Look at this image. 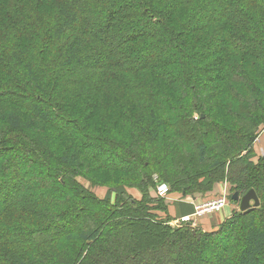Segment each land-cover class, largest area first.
I'll return each instance as SVG.
<instances>
[{"label":"trees","instance_id":"trees-1","mask_svg":"<svg viewBox=\"0 0 264 264\" xmlns=\"http://www.w3.org/2000/svg\"><path fill=\"white\" fill-rule=\"evenodd\" d=\"M260 127L264 0H0V264H264ZM18 161L56 188L9 201ZM86 162L122 185L97 199L74 178ZM161 181L259 205L204 233L167 216Z\"/></svg>","mask_w":264,"mask_h":264},{"label":"rangeland","instance_id":"rangeland-1","mask_svg":"<svg viewBox=\"0 0 264 264\" xmlns=\"http://www.w3.org/2000/svg\"><path fill=\"white\" fill-rule=\"evenodd\" d=\"M113 42H116L114 38L112 39V43ZM208 67L210 68V72L207 73V76L208 75L210 76L211 74H213L212 72L214 71V68L211 67V66H208ZM92 72H93L92 69L91 70H89V69H86V70L83 69V73H84L83 75H85V77L88 76ZM215 115H213V116L215 117ZM197 118H198V116L196 115V118L194 120H198ZM228 129H231V125H230V127H228ZM263 129H264V127H262L260 129V132ZM80 140H81V137L80 136H76V140L75 141L78 142ZM258 143L259 142L256 141V144L254 143L253 146H252V150L254 151V154H255V150H257V154H258V155L255 154V157L253 159H251L252 162H256L257 158L264 156V153H262L264 151V148H262V145H258ZM253 147H255V150H254ZM87 155H89V150L86 149V150H84V156H87ZM209 155H211V154L209 153ZM103 160H106L107 162H111L112 161L113 163H117V160H114V156L110 152H104V154H103ZM14 167H17V172H18L17 179H16V182L18 183V188H16L14 194L12 193V196L10 197L9 201H11L13 198L15 199V198L19 197V195H21L23 193H31V194H33V192L35 190H37L36 189V185H37L38 181H40V180L43 181V182H45L46 184L50 185L51 187L56 188L55 185H53V183L51 182V180L49 178H47V179H45V178H39V173H40V170H41V168L39 166H33V165L30 166L28 162L25 163L23 161H18V163L14 164ZM96 167H97V164L96 163L91 162V164H90V162H86V164H85V166L83 168H81V169H75L76 170V173H78V174H76L74 176V178L78 181L79 184H81L84 187L83 188L84 190L86 189L89 193L91 192L94 195V197H96L97 199L103 200L104 199L103 198L104 197V194H105L106 189L108 188V186L118 187V186L122 185L121 182L123 181L124 178H122L120 176V174H118V175L116 174L114 176H111L109 174V172H107V171H104L103 172L101 169H96ZM91 170H93V171H91ZM80 173L86 174L89 179L91 178V179L95 180L98 184H101L103 186H101V185L88 184L84 179H82V176H81L82 174H80ZM126 178L128 179V176H126ZM153 180H155V178ZM7 181L8 180H6V182ZM1 182H3V181L1 180ZM154 182H156V180ZM161 183H163V181H161ZM161 183H157V185L158 184H161ZM164 184H166V183L164 182ZM218 184H221L222 185L220 194L218 193V196H215V197H213V198H211L210 200H207V201H211V200L218 199V197H221L222 196V193H225L228 196L231 195L230 192H229L230 186H229V184H227L226 181H223V182L221 181ZM218 184H216V185H218ZM156 186L154 188L149 189V194H151V192L154 193ZM167 188H168V192H169L168 195H167L168 197H169V195H172V194H175L176 195V193H178V192H171L169 190V186L168 185H167ZM133 191H135L140 198L142 197L140 195L139 191L136 188H127L126 189V193H127V195L129 197H131L130 193H132ZM207 193H209V192H207ZM196 196L198 198L201 197V199H202V198H204L205 195L196 194ZM110 198H111V200L109 202L110 205H108L109 207H113L112 205L118 204L119 201H121V200H125V198L124 197H121V196H119V198L118 197L116 198L115 195H114V193H111ZM132 198H134V197H132ZM167 198H165L163 200H166ZM228 198H227V201H228L227 204H228V206L229 205H232V206L234 205L235 206V210L233 212L242 213L239 210L237 203L236 202H232ZM230 198H231V196H230ZM204 202H206V201H204ZM200 204H202V203H200ZM118 206L116 208H118ZM97 214H101V212H98ZM79 221L81 222L82 220H79ZM79 221L78 222H75V225H73V226L70 225V227H72V228L73 227L74 228L79 227L78 226V224L80 223ZM259 226H261V225H259ZM218 229H219V227H217L216 229H214V231H212V232H217ZM240 238H241V236H239V237L237 236L236 237V241L239 242ZM214 253H215L214 251H212V250L208 251V249H206V250H203V251H199V254H200L199 256H200V258L202 260H205V261L206 260H209V258H211V260H212L213 259L212 257L214 255ZM192 254H194V253H192ZM192 254H191V256H192Z\"/></svg>","mask_w":264,"mask_h":264},{"label":"crops","instance_id":"crops-1","mask_svg":"<svg viewBox=\"0 0 264 264\" xmlns=\"http://www.w3.org/2000/svg\"><path fill=\"white\" fill-rule=\"evenodd\" d=\"M259 137L256 139L258 141V145H262V148H264V129L259 132ZM256 141L254 142L256 144ZM255 150V147H253ZM264 153V151L262 152ZM255 154H257V150H255ZM222 185L218 184L215 187H213V190L209 193L204 194V198L201 199V197L190 196V197H183V195L176 193L169 195V197L164 200V204L166 206V212L167 216H169L174 224L177 219L185 216H191L194 213V205L204 203V201L210 200L211 198L218 196V193L220 194ZM131 197H134L136 200H139L140 197L138 194L133 191L130 193ZM151 196H154V193L151 192ZM235 210V206L233 205H227L219 211L218 213L205 216V218L201 219H195L194 220V228H198L201 231L205 232H212L214 229L219 227L221 223H223L224 220L228 219L233 211ZM160 217L164 216V213L159 215ZM166 216V215H165Z\"/></svg>","mask_w":264,"mask_h":264},{"label":"built area","instance_id":"built-area-1","mask_svg":"<svg viewBox=\"0 0 264 264\" xmlns=\"http://www.w3.org/2000/svg\"><path fill=\"white\" fill-rule=\"evenodd\" d=\"M168 188L167 185L164 183L158 184L155 188L154 195L158 199H165L168 196ZM228 195L225 193H222L221 197H218V199L206 201L202 204L194 205V213L191 216H185L177 219L175 221L176 224L179 225H186L190 228H194V220L195 219H201L205 218V216H209L215 213H218L224 207H226L228 204L227 201Z\"/></svg>","mask_w":264,"mask_h":264},{"label":"water","instance_id":"water-1","mask_svg":"<svg viewBox=\"0 0 264 264\" xmlns=\"http://www.w3.org/2000/svg\"><path fill=\"white\" fill-rule=\"evenodd\" d=\"M230 200L232 202L237 203L238 208L242 213H248V211L257 208L259 205L258 198L256 194L253 192V190L247 191V194L244 195L243 197H239L238 193H233Z\"/></svg>","mask_w":264,"mask_h":264}]
</instances>
